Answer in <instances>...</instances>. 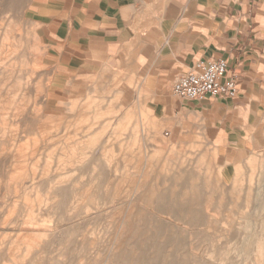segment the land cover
I'll use <instances>...</instances> for the list:
<instances>
[{
    "label": "rangeland",
    "instance_id": "obj_1",
    "mask_svg": "<svg viewBox=\"0 0 264 264\" xmlns=\"http://www.w3.org/2000/svg\"><path fill=\"white\" fill-rule=\"evenodd\" d=\"M46 1L0 0V264H264V169L225 183L180 157L116 71L63 80ZM189 173L201 213L174 211Z\"/></svg>",
    "mask_w": 264,
    "mask_h": 264
},
{
    "label": "crops",
    "instance_id": "obj_2",
    "mask_svg": "<svg viewBox=\"0 0 264 264\" xmlns=\"http://www.w3.org/2000/svg\"><path fill=\"white\" fill-rule=\"evenodd\" d=\"M35 15L63 80L116 71L123 99L151 113V131L180 157L220 171L225 183L262 172L264 0H47ZM221 58L237 78V97L187 101L173 93L198 61ZM173 181L184 200L174 211L201 213L188 208L198 174Z\"/></svg>",
    "mask_w": 264,
    "mask_h": 264
},
{
    "label": "built area",
    "instance_id": "obj_3",
    "mask_svg": "<svg viewBox=\"0 0 264 264\" xmlns=\"http://www.w3.org/2000/svg\"><path fill=\"white\" fill-rule=\"evenodd\" d=\"M173 93L187 101H200L207 96L234 98L239 94L237 78L229 75L226 59L200 60L173 85Z\"/></svg>",
    "mask_w": 264,
    "mask_h": 264
},
{
    "label": "bare ground",
    "instance_id": "obj_4",
    "mask_svg": "<svg viewBox=\"0 0 264 264\" xmlns=\"http://www.w3.org/2000/svg\"><path fill=\"white\" fill-rule=\"evenodd\" d=\"M9 164V163H8ZM23 168H25V167H23ZM65 196H68V195H65ZM65 196H63V200L62 201H60V203L58 204V208H65V207H67L69 204H71V201H69L70 199H68V198H66ZM65 197V198H64ZM2 216V215H1ZM4 227V226H3ZM252 238V237H251ZM145 245V244H144ZM247 246V245H246ZM262 246H263V244H262ZM141 251V250H140ZM157 252H156V254H161V252H162V249L159 247V248H157V250H156ZM137 252V251H136ZM145 252H146V249H145ZM148 252V251H147ZM245 253H247V251L245 252ZM142 254V256H144V254L143 253H141ZM141 258V257H140ZM140 260V259H139ZM141 263V262H140ZM149 263H151V261H149ZM137 264V263H136ZM178 264H184L183 262H181V261H179L178 262Z\"/></svg>",
    "mask_w": 264,
    "mask_h": 264
}]
</instances>
